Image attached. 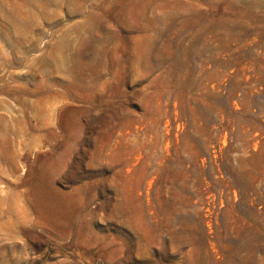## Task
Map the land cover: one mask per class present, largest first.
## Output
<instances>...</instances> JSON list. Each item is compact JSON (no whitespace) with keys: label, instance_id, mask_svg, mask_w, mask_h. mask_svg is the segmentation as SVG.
<instances>
[{"label":"rangeland","instance_id":"obj_1","mask_svg":"<svg viewBox=\"0 0 264 264\" xmlns=\"http://www.w3.org/2000/svg\"><path fill=\"white\" fill-rule=\"evenodd\" d=\"M0 212V264H264V0H0Z\"/></svg>","mask_w":264,"mask_h":264},{"label":"bare ground","instance_id":"obj_2","mask_svg":"<svg viewBox=\"0 0 264 264\" xmlns=\"http://www.w3.org/2000/svg\"><path fill=\"white\" fill-rule=\"evenodd\" d=\"M55 161V158H48L46 161H45V167L48 168V167H51L52 164L54 163ZM56 163V162H55ZM54 163V164H55ZM0 216H3V212H0ZM67 226V225H66ZM64 227V225H63Z\"/></svg>","mask_w":264,"mask_h":264}]
</instances>
